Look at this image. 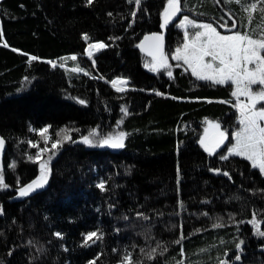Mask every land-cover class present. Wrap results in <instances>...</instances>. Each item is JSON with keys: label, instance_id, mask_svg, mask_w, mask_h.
I'll return each instance as SVG.
<instances>
[{"label": "trees", "instance_id": "obj_1", "mask_svg": "<svg viewBox=\"0 0 264 264\" xmlns=\"http://www.w3.org/2000/svg\"><path fill=\"white\" fill-rule=\"evenodd\" d=\"M166 3L142 0L141 10L129 0H0V135L8 143L0 170L9 185L0 191V264H118L126 252L144 264H218V258L264 264V237L248 223L255 213L264 230V175L243 157L221 160L224 150L210 155L200 144L208 120L229 130L237 125L232 85L198 80L178 61L168 62L171 77L164 69L152 71L146 67L151 57L137 47L145 34L161 30ZM181 4L182 15H197L219 29L235 21L243 34L264 30L259 4L247 13L244 0ZM179 23L163 27L167 51L183 39ZM94 42L108 45L95 65L85 55ZM46 60L99 79L88 80L90 94L56 87L39 73ZM118 77L132 89L120 93L100 80ZM46 126L49 149L61 129H78L70 132L76 142L44 152L48 183L20 197L18 187L40 175V162L28 158L38 149L28 142L44 147L38 132ZM94 128L101 135L123 131L124 147L80 142ZM217 217L224 227H212ZM92 231L102 239L85 245ZM181 233L185 239L174 243ZM240 241L242 251L236 248ZM157 244L167 251L158 249L147 260L140 250Z\"/></svg>", "mask_w": 264, "mask_h": 264}, {"label": "snow or ice", "instance_id": "obj_2", "mask_svg": "<svg viewBox=\"0 0 264 264\" xmlns=\"http://www.w3.org/2000/svg\"><path fill=\"white\" fill-rule=\"evenodd\" d=\"M88 4H92L93 0H87ZM231 3L232 0H229ZM236 3H242V0H235ZM129 3H133L138 9H141L142 0H129ZM246 6L244 11L255 12L260 7V12L264 14V0H244ZM142 10V9H141ZM183 11L181 0H167L166 6L162 12L163 23L161 27H165L169 22L177 16L178 13ZM111 15V13H109ZM132 17L135 18L136 12L131 13ZM264 20V15L261 17ZM222 27L224 25H221ZM232 26L235 27V21L232 22ZM178 27L184 29L183 42L181 46L175 49L174 54H171V59L176 61H183V64L187 65L191 69V73L198 80L211 81L216 85H223L230 83L235 85V90L231 93L233 97L237 98L236 107L239 110V124L240 129L235 132L234 140L235 143L227 149L228 155H220L221 160H227L230 156L243 157L251 162L253 168H258L260 173L264 175V105L259 108L257 105L264 101V87H261L258 91L253 92V85L264 86V30L257 31L255 29L250 33L242 34L240 31H236L232 35H222L217 31L211 23H197L195 20L189 19L188 16H184L180 21ZM193 29L191 33L188 28ZM3 36L2 28H0V37ZM256 36L257 38H253ZM86 41L90 38L87 34L83 37ZM109 39H119V37H110ZM163 40L164 37L159 33H153L151 36H145L137 47L141 50H146L147 54L152 57L151 69L152 71H158L160 69L167 70V75L171 77L173 74L170 70V65L167 63V58L163 51ZM145 41H149L147 49L145 48ZM6 46V45H5ZM108 47L103 42L90 43L88 45L87 55L89 58L93 56V52H99L101 49ZM15 51V49H13ZM210 58V59H206ZM37 57L32 56L31 60H36ZM71 60L75 61L77 57L75 55L70 57ZM51 63V62H50ZM252 65V67H249ZM149 65H146L148 67ZM179 66V65H177ZM55 67V64H53ZM73 71H83L79 68H74ZM126 78L118 77L111 81L112 87L117 92L126 91L125 86L128 84ZM157 95L161 93L157 92ZM241 95L247 96L249 102L241 103L239 97ZM80 104H84L83 99L78 101ZM122 111L127 114V109L122 108ZM210 127L213 129V135H208V129H205V136L200 139V144L206 152L210 155L216 153V149L220 148L221 145L228 139L226 132L220 130V125L214 122H208ZM50 126L39 129V136L43 138L44 147H39L38 142L34 143L29 141V145L32 148H37L35 156H29L30 160L36 162L41 161V156L44 152H50L52 149H58L62 147L64 143L76 142L73 141L70 132L79 131L78 129H61L56 132L55 135L58 137L51 143V149L47 147L49 140L51 139L48 135ZM127 134L123 131L118 134H107L101 135L94 128L88 132L87 135L81 137L80 142L89 147H110L113 149H120L124 147V138ZM5 148V140L0 137V150ZM51 158V157H50ZM49 158V159H50ZM14 168L15 164L10 165ZM40 175L32 180L30 183L19 186L17 191L20 197H27L30 193L35 192L38 189L43 188L48 183V176L50 169L47 161L40 162ZM211 171L220 172V169H210ZM223 175L229 176L228 172H223ZM19 184V181L17 182ZM101 190L104 189V183L101 182L98 185ZM9 185L5 182V176L3 171L0 170V191L6 190ZM0 214H3V209L0 207ZM139 216H143V213H139ZM205 216L208 213H204ZM144 219H148L146 216ZM221 217H217V223L212 225L213 228H221L225 225L221 221ZM242 223V222H241ZM248 223L254 224L255 234L259 237H264V230L260 229V220H257L256 214H253L251 220ZM55 235L58 238L62 237V234L57 232ZM102 239V234L98 231L88 232L84 236V243L87 245L90 241ZM185 239L181 233L180 239L174 243L180 244ZM223 243V241L221 242ZM243 241H240L236 248L238 251H242L241 245ZM158 249H162L159 254L167 251L165 246L157 244L156 247L151 248L147 252L144 249L140 251L144 253L147 260L151 261L156 258ZM201 251H206L202 249ZM11 254V253H10ZM181 257H184L183 248L180 252ZM225 252V257H227ZM239 254L235 256V260H240ZM95 264V261L90 262ZM118 264H144L143 260H134L131 252H126ZM175 264H184V260H177ZM218 264H231L228 259H219Z\"/></svg>", "mask_w": 264, "mask_h": 264}, {"label": "rangeland", "instance_id": "obj_3", "mask_svg": "<svg viewBox=\"0 0 264 264\" xmlns=\"http://www.w3.org/2000/svg\"><path fill=\"white\" fill-rule=\"evenodd\" d=\"M185 14H183L177 22H180L183 17H184ZM189 17V19H192V20H195L197 23H210V22H207V21H202L200 20V18L197 17V15H194L192 17H190L189 15H186ZM212 24V23H211ZM236 24V23H235ZM213 25V24H212ZM221 25H224L223 27ZM213 27H215L217 29L218 32H220L222 35H232L234 34L236 31V26L233 27L232 24L231 25H228V24H224V23H221L220 24V29L216 26L213 25ZM184 30V29H183ZM188 31L191 33L192 31H194L193 29H191L190 27L188 28ZM243 34V33H242ZM254 38V37H253ZM182 42H183V39L180 43H178L176 45V47L172 50V51H167L166 54H165V57L167 58V63L168 62H174L176 60H173L171 59V54H174L175 52V49L178 47V46H181L182 45ZM263 55V53H261ZM89 58V57H88ZM91 61L93 60L92 58H89ZM206 59H210V58H206ZM51 62V63H50ZM93 62V61H92ZM151 62H152V59H148V62H147V65L149 69H151ZM180 63H183V61H179ZM53 64H55V67H53ZM94 64V63H93ZM185 65V64H184ZM187 68L188 66L185 65ZM249 67H252V65H249ZM74 68H79V69H82L80 67H70V66H67L66 64L64 63H59V62H56V61H52V60H48L44 66V68L39 72L40 75L44 78H46V80L51 83L52 85L56 86V87H59V88H62V89H72L74 91H78L80 93H84V94H90L92 92V90L90 89L89 87V84H88V80L91 77V75H94L92 74L91 72L89 71H86L84 69H82L83 71H75L77 72V76L75 78H72L71 77V71H73ZM190 69V68H189ZM191 70V69H190ZM96 76V75H95ZM128 80V79H127ZM211 82V81H210ZM226 84H229V83H226ZM232 85V84H231ZM127 87L129 86V83L128 85H126ZM130 87V86H129ZM233 87V91L235 90V85H232ZM252 87V91L255 92V91H258L261 87H264V86H261V85H253L251 86ZM234 98V104L233 106L235 107L237 113H238V118H237V125L235 127H233L232 130H229L230 127L229 125L228 126H222L219 122H216V121H212V120H208L207 123H206V126H205V129H208V135L210 136L212 133H213V129L210 127L209 123L208 122H214V123H218L220 125V130L222 131H225L226 132V135L228 137V139L224 142V144L216 149L217 151L218 150H224L225 151V155H228V152H227V149L229 147L232 146V144L235 143V140H234V134L235 132H237L239 129H240V124H239V110L238 108L235 106L236 103H237V98L236 97H233ZM239 101L241 103H248L249 100H248V97L247 96H244V95H241L239 97ZM261 105H264V101L260 102L257 107L259 108ZM205 129H204V133L202 135V137L205 136Z\"/></svg>", "mask_w": 264, "mask_h": 264}, {"label": "water", "instance_id": "obj_4", "mask_svg": "<svg viewBox=\"0 0 264 264\" xmlns=\"http://www.w3.org/2000/svg\"><path fill=\"white\" fill-rule=\"evenodd\" d=\"M182 16V13H178L177 14V16L176 17H174L170 22H169V24L167 25V26H169L170 24H172V23H174V22H176V21H178V19L180 18ZM153 33H159V34H161L163 37H164V40H163V51H164V54L166 53V49H167V43H166V29H163V28H161V30H159V31H155V32H152V33H148V34H145L143 37H142V39H141V41H140V43L142 42V41H144V38H145V36H151ZM139 43V44H140ZM149 41H145V48L147 49V47H148V45H149ZM89 45V44H88ZM88 45H87V47H86V49H85V55L87 56V57H89L88 55H87V49H88ZM139 50L142 52V53H144L145 55H147V56H149L148 54H147V51L146 50H141V48H139ZM103 51V49H101L99 52H95L94 53V55H93V63H94V65L96 64V62H95V57L99 54V53H101ZM149 57H151V56H149ZM152 58V57H151ZM48 60H46V62H47ZM91 77L93 78V79H97L98 77L97 76H95V75H91ZM99 79V78H98ZM100 80H102V81H104L105 83H107L109 86H111L112 87V84H111V81L112 80H106V79H100ZM114 80V79H113ZM128 82L130 83V81L128 80ZM128 85V84H127ZM113 88V87H112ZM125 88H126V91L127 90H130V89H132V87H127V86H125ZM115 89V88H114ZM213 135V133L210 135V136H212ZM0 137H2L1 135H0ZM4 140H5V148L3 149V150H0V168H2L3 167V163H4V159H5V156H6V153H7V150H8V143H7V140L4 138V137H2ZM100 149H104V148H110V147H107V146H105V147H99Z\"/></svg>", "mask_w": 264, "mask_h": 264}, {"label": "bare ground", "instance_id": "obj_5", "mask_svg": "<svg viewBox=\"0 0 264 264\" xmlns=\"http://www.w3.org/2000/svg\"><path fill=\"white\" fill-rule=\"evenodd\" d=\"M190 16V15H189ZM95 51L93 52V55H94ZM93 59V56L91 57ZM234 100V99H233Z\"/></svg>", "mask_w": 264, "mask_h": 264}, {"label": "flooded vegetation", "instance_id": "obj_6", "mask_svg": "<svg viewBox=\"0 0 264 264\" xmlns=\"http://www.w3.org/2000/svg\"><path fill=\"white\" fill-rule=\"evenodd\" d=\"M222 146V145H221Z\"/></svg>", "mask_w": 264, "mask_h": 264}]
</instances>
